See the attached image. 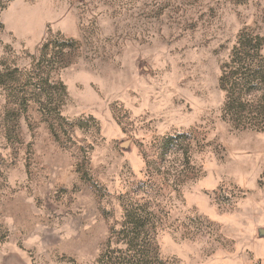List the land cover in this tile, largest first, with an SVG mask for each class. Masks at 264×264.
<instances>
[{"label": "rangeland", "instance_id": "obj_1", "mask_svg": "<svg viewBox=\"0 0 264 264\" xmlns=\"http://www.w3.org/2000/svg\"><path fill=\"white\" fill-rule=\"evenodd\" d=\"M0 22L21 68L77 41L59 124L0 86V264H94L130 202L156 211L166 264H264V131L224 120L219 86L264 0H11Z\"/></svg>", "mask_w": 264, "mask_h": 264}, {"label": "trees", "instance_id": "obj_2", "mask_svg": "<svg viewBox=\"0 0 264 264\" xmlns=\"http://www.w3.org/2000/svg\"><path fill=\"white\" fill-rule=\"evenodd\" d=\"M11 0H0V7ZM1 23V22H0ZM77 45L73 38L49 36L31 55L24 68L0 62V86L18 110L37 103L52 125L62 119V102L67 95L57 78L70 63L68 53ZM219 86L225 92L222 118L236 129L264 131V35L244 28L221 64ZM164 139L162 155L176 142ZM122 220L111 224L105 250L94 264H166L156 248L157 213L150 204L130 202Z\"/></svg>", "mask_w": 264, "mask_h": 264}]
</instances>
